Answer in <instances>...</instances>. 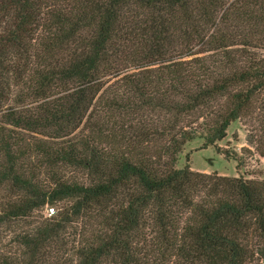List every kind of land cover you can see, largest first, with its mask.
<instances>
[{
	"label": "trees",
	"instance_id": "trees-1",
	"mask_svg": "<svg viewBox=\"0 0 264 264\" xmlns=\"http://www.w3.org/2000/svg\"><path fill=\"white\" fill-rule=\"evenodd\" d=\"M238 1L210 32L225 0H0V228L71 201L0 264H264V181L174 167L264 100V0Z\"/></svg>",
	"mask_w": 264,
	"mask_h": 264
},
{
	"label": "rangeland",
	"instance_id": "rangeland-1",
	"mask_svg": "<svg viewBox=\"0 0 264 264\" xmlns=\"http://www.w3.org/2000/svg\"><path fill=\"white\" fill-rule=\"evenodd\" d=\"M238 0H225V7L216 17V26H212L210 32L217 30H225L235 25V15L234 8L231 7ZM229 8V10L227 9ZM227 10V11H226ZM225 11V13H224ZM225 14V15H224ZM258 29L260 30L255 36L261 39L259 42V48L252 50L253 54H256L258 58H264V23L258 24ZM242 48L241 45H235L230 47V49ZM197 50V56L209 58L211 54H214L213 50L205 52L199 45L195 47ZM253 108L249 111L247 115L240 117L239 119L230 123L227 127L225 137L217 141L213 146H207L202 148L203 138L197 135L194 139L186 142L182 147L181 151L176 156V162L174 164L175 168H182L186 164L190 166V169L194 172L206 173V174H217L219 176L227 177H239L242 176L245 179L264 181V156L260 155V150H264V135L263 127L264 125V100L263 96L260 94L256 96L253 104ZM202 118L196 120L195 117L192 118V128L195 127L197 130L196 134H200V129L198 127L199 122ZM263 129V130H262ZM27 138L31 140H37L38 136L33 138L32 135H26ZM40 158V156H37ZM29 160H33L31 157ZM33 162L37 164L34 159ZM56 171L57 176L64 180L81 181L86 182L87 175L77 169L71 167L58 166L53 168ZM49 169H41L40 178L47 184L52 180L50 179ZM53 178V177H51ZM10 191L6 188L0 189V204H3L9 198L14 196L10 195ZM71 201L64 200L58 202L54 205H49V207L54 208V213L51 216L46 215V205L34 210L30 217L14 222L10 227L2 226L0 228V257L5 259L18 260L19 252H21V247L15 241V235L23 233L25 231H31L35 226L41 225V223L52 216H55L63 208L70 205ZM80 222L73 223L71 226V232L76 231L75 226H79ZM144 238L143 248L147 249L152 241L153 233L151 227L146 226L141 230ZM77 240V239H76ZM71 243L69 247H71ZM152 245V244H151ZM66 251L62 253L65 257L70 256ZM162 264H176L174 259H169V261H164Z\"/></svg>",
	"mask_w": 264,
	"mask_h": 264
},
{
	"label": "built area",
	"instance_id": "built-area-1",
	"mask_svg": "<svg viewBox=\"0 0 264 264\" xmlns=\"http://www.w3.org/2000/svg\"><path fill=\"white\" fill-rule=\"evenodd\" d=\"M54 213V208L53 207H49L47 204H46V215L47 216H51L53 215Z\"/></svg>",
	"mask_w": 264,
	"mask_h": 264
}]
</instances>
